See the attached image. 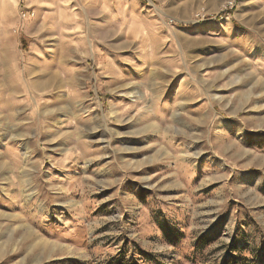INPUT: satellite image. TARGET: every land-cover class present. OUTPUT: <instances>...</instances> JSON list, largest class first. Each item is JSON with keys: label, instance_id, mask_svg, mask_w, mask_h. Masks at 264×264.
Instances as JSON below:
<instances>
[{"label": "rangeland", "instance_id": "374dc122", "mask_svg": "<svg viewBox=\"0 0 264 264\" xmlns=\"http://www.w3.org/2000/svg\"><path fill=\"white\" fill-rule=\"evenodd\" d=\"M225 260L264 264V0H0V264Z\"/></svg>", "mask_w": 264, "mask_h": 264}, {"label": "trees", "instance_id": "16d2710c", "mask_svg": "<svg viewBox=\"0 0 264 264\" xmlns=\"http://www.w3.org/2000/svg\"><path fill=\"white\" fill-rule=\"evenodd\" d=\"M199 250L200 251L203 250V247H200ZM222 264H237V263L231 260H225ZM245 264H247V262H245Z\"/></svg>", "mask_w": 264, "mask_h": 264}, {"label": "bare ground", "instance_id": "6f19581e", "mask_svg": "<svg viewBox=\"0 0 264 264\" xmlns=\"http://www.w3.org/2000/svg\"><path fill=\"white\" fill-rule=\"evenodd\" d=\"M69 116V115H68ZM63 121H64V117L61 119V120H59L58 122H57V125H61L62 123H63Z\"/></svg>", "mask_w": 264, "mask_h": 264}, {"label": "built area", "instance_id": "2783aa9c", "mask_svg": "<svg viewBox=\"0 0 264 264\" xmlns=\"http://www.w3.org/2000/svg\"><path fill=\"white\" fill-rule=\"evenodd\" d=\"M22 16H23V18H26V17H27V15H26V14H23Z\"/></svg>", "mask_w": 264, "mask_h": 264}]
</instances>
